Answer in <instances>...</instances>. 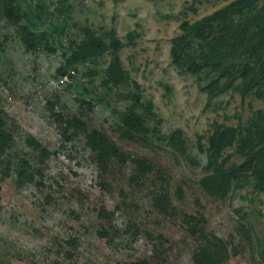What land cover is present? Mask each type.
Masks as SVG:
<instances>
[{"label": "rangeland", "instance_id": "374dc122", "mask_svg": "<svg viewBox=\"0 0 264 264\" xmlns=\"http://www.w3.org/2000/svg\"><path fill=\"white\" fill-rule=\"evenodd\" d=\"M20 1L34 30H54V42L52 50L27 49L17 27L0 15V108L15 140L0 165V264H194L203 240L213 236L227 249L222 264H264V192L249 175L223 194L211 193L207 155L198 145L200 138L206 147L219 127L260 120L264 95L252 89L243 96L244 88L222 82L211 89L218 74L210 67L192 73L171 57L182 22L234 0ZM85 28L99 37L116 31L130 86L106 84V53L68 67L72 77L58 75ZM130 91L154 104L156 118L147 119L151 131L143 139L126 138L117 126L118 113L133 102ZM51 103L147 159L152 171L134 178V162L112 161L103 172L82 133L67 139L48 111ZM176 130L184 133L186 153L169 144ZM228 152L240 160L234 149ZM23 160L32 179L18 175ZM162 193L172 213L159 206Z\"/></svg>", "mask_w": 264, "mask_h": 264}, {"label": "trees", "instance_id": "16d2710c", "mask_svg": "<svg viewBox=\"0 0 264 264\" xmlns=\"http://www.w3.org/2000/svg\"><path fill=\"white\" fill-rule=\"evenodd\" d=\"M0 15L17 27L27 49L35 50L41 45L53 49L54 39L51 36L54 30H34L38 29V25L20 0H0ZM180 28V34L172 41L173 63L197 74L210 67V71L218 74L211 89L221 87L222 82L238 91L244 88L243 96L252 89L264 95V0H234L200 20H185ZM83 33L84 37H76L72 41L67 63L58 70V75L72 77L75 71L69 72L68 67L92 61L106 53L109 60L102 72L106 84L130 86V74L121 58L123 42L116 31L112 30L106 37H99L90 28H85ZM70 86L73 87L74 83ZM129 95L133 102L118 113L117 126L124 137L143 139L151 131L146 124L147 119L156 118L154 104L151 101L142 102L137 92L130 91ZM48 111L64 127L67 139L72 135H84L87 147L95 154L97 165L103 172L112 165V161L121 164L134 162V178L152 171L153 166L147 159L126 153L104 132L87 128L82 118L57 111L53 103L48 105ZM168 140L173 148L186 153L183 131L176 130L168 136ZM29 142L41 147V142L35 138H29ZM14 143L7 129L4 109L0 108V165ZM198 145L207 155L209 175L206 182L211 187V193L223 194L233 182L249 175L255 180L256 190L264 192V116L249 125L219 127L209 137L206 147L200 138ZM230 149L239 155V161H234V155L228 152ZM26 164L27 160H23L18 175L20 178L32 179L33 173L24 169ZM157 202L163 212L174 211L167 193L160 194ZM100 216L108 217L109 213L102 209ZM187 217L196 219L191 215ZM197 231L191 230L192 233ZM226 251L220 238L207 237L194 254V264H222Z\"/></svg>", "mask_w": 264, "mask_h": 264}, {"label": "built area", "instance_id": "2783aa9c", "mask_svg": "<svg viewBox=\"0 0 264 264\" xmlns=\"http://www.w3.org/2000/svg\"><path fill=\"white\" fill-rule=\"evenodd\" d=\"M66 78H67V77H65V79H66ZM61 81L64 82V79L61 78Z\"/></svg>", "mask_w": 264, "mask_h": 264}]
</instances>
